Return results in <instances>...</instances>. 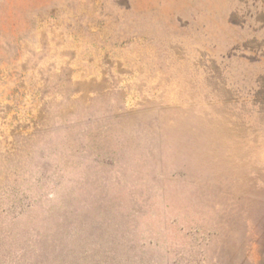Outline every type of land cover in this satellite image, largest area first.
Listing matches in <instances>:
<instances>
[{
	"label": "rangeland",
	"instance_id": "1",
	"mask_svg": "<svg viewBox=\"0 0 264 264\" xmlns=\"http://www.w3.org/2000/svg\"><path fill=\"white\" fill-rule=\"evenodd\" d=\"M0 264H264V0H0Z\"/></svg>",
	"mask_w": 264,
	"mask_h": 264
}]
</instances>
